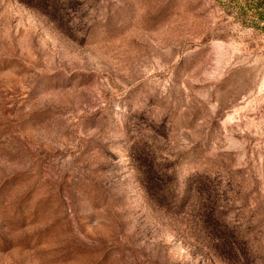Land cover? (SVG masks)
I'll use <instances>...</instances> for the list:
<instances>
[{"label": "rangeland", "instance_id": "1", "mask_svg": "<svg viewBox=\"0 0 264 264\" xmlns=\"http://www.w3.org/2000/svg\"><path fill=\"white\" fill-rule=\"evenodd\" d=\"M51 3L0 0V264H264V34Z\"/></svg>", "mask_w": 264, "mask_h": 264}, {"label": "trees", "instance_id": "2", "mask_svg": "<svg viewBox=\"0 0 264 264\" xmlns=\"http://www.w3.org/2000/svg\"><path fill=\"white\" fill-rule=\"evenodd\" d=\"M37 1V0H33ZM214 3L226 14L231 16L234 21L244 27H249L264 34V0H213ZM52 4V3H51ZM56 0H53L52 8L57 7ZM57 10V9H56ZM155 175H152V188L157 191L156 195H161V183L159 186L154 181ZM150 184V183H149ZM173 191V188H172ZM211 197V193H207ZM224 225V224H223ZM226 238V232L220 234V238ZM227 239V238H226Z\"/></svg>", "mask_w": 264, "mask_h": 264}]
</instances>
